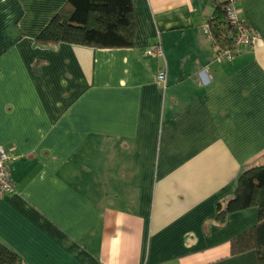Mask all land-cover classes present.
I'll use <instances>...</instances> for the list:
<instances>
[{
  "label": "crops",
  "instance_id": "crops-1",
  "mask_svg": "<svg viewBox=\"0 0 264 264\" xmlns=\"http://www.w3.org/2000/svg\"><path fill=\"white\" fill-rule=\"evenodd\" d=\"M222 1L133 0V46L99 49L35 43L67 0H0V243L22 264H258L230 253L257 207L216 216L264 155V0H236L257 38L230 59L204 31Z\"/></svg>",
  "mask_w": 264,
  "mask_h": 264
},
{
  "label": "trees",
  "instance_id": "trees-1",
  "mask_svg": "<svg viewBox=\"0 0 264 264\" xmlns=\"http://www.w3.org/2000/svg\"><path fill=\"white\" fill-rule=\"evenodd\" d=\"M226 5V0L214 4L207 27L218 50L233 51L237 30L226 17ZM133 12V0H67L34 41L42 47L65 43L99 49L131 48L135 37ZM236 184L224 209L218 205L216 219L221 221L225 213L257 207V224L230 242V253L253 250L258 264H264V155L261 164L242 171ZM0 264H22V259L0 243Z\"/></svg>",
  "mask_w": 264,
  "mask_h": 264
},
{
  "label": "built area",
  "instance_id": "built-area-1",
  "mask_svg": "<svg viewBox=\"0 0 264 264\" xmlns=\"http://www.w3.org/2000/svg\"><path fill=\"white\" fill-rule=\"evenodd\" d=\"M227 1V9H226V17L228 18L229 23L237 30V38L235 39V49L233 51H219L218 57L220 59H230L235 54V51L240 47L249 48L256 42V35L252 29L247 28L245 23L238 17L237 9H236V0H226ZM206 34H210L208 27L204 29ZM234 52V53H233ZM145 54L149 56H161L162 51L159 45H155L153 48L148 49ZM165 71L160 70L156 74V80L164 89L166 85L165 80ZM9 155L3 146H0V195L11 194L14 192L15 183L12 180L9 170Z\"/></svg>",
  "mask_w": 264,
  "mask_h": 264
}]
</instances>
